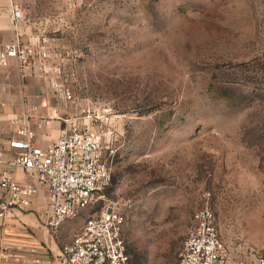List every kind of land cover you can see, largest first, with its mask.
<instances>
[{
    "label": "rangeland",
    "instance_id": "obj_1",
    "mask_svg": "<svg viewBox=\"0 0 264 264\" xmlns=\"http://www.w3.org/2000/svg\"><path fill=\"white\" fill-rule=\"evenodd\" d=\"M57 116L109 119L112 182L54 234L109 206L140 264H178L210 207L232 260L264 252V0H18ZM72 91L73 99L63 96Z\"/></svg>",
    "mask_w": 264,
    "mask_h": 264
},
{
    "label": "built area",
    "instance_id": "obj_2",
    "mask_svg": "<svg viewBox=\"0 0 264 264\" xmlns=\"http://www.w3.org/2000/svg\"><path fill=\"white\" fill-rule=\"evenodd\" d=\"M5 10L15 26L24 19L23 9L15 0H9ZM36 56V47L19 31L0 46V66L7 67L15 59L22 73ZM63 96L73 99L67 88ZM36 109V105H29L10 119L14 130L7 139L9 150L0 149V206L4 213L26 210L41 195L45 226L57 235L66 221L78 217L111 184L110 158L115 155L119 135L109 119L96 123L80 119L68 123L56 141L36 145L38 131L48 120L43 117L37 121ZM19 171L32 181H20ZM124 224L125 216L117 206L88 217L73 238L62 245L53 264H130ZM13 256L10 247L3 248L0 264H9ZM231 259L215 212L210 207L199 209L178 264H230ZM236 264L248 262L240 259ZM256 264H264V252Z\"/></svg>",
    "mask_w": 264,
    "mask_h": 264
},
{
    "label": "crops",
    "instance_id": "obj_3",
    "mask_svg": "<svg viewBox=\"0 0 264 264\" xmlns=\"http://www.w3.org/2000/svg\"><path fill=\"white\" fill-rule=\"evenodd\" d=\"M15 1L22 6L18 0ZM8 2L0 0V46L12 40L16 31L31 43L24 20L15 26L5 10ZM33 64L24 73L15 59L7 67L0 66V149L9 150L7 139L14 130L10 119L23 113L29 105L37 106L34 111L37 121L43 117L48 119L38 131L36 145L47 146L56 141L67 126V121L57 116L60 107L50 100L42 86L59 84L47 79L40 68ZM17 177L22 182L32 181L21 171ZM43 211L41 195L36 196L31 207L26 210L4 213L0 206V261L3 248L10 247L14 256L9 264H53L63 244L57 243L55 235L45 226ZM37 259L40 262H36ZM236 263L231 259L230 264Z\"/></svg>",
    "mask_w": 264,
    "mask_h": 264
},
{
    "label": "trees",
    "instance_id": "obj_4",
    "mask_svg": "<svg viewBox=\"0 0 264 264\" xmlns=\"http://www.w3.org/2000/svg\"><path fill=\"white\" fill-rule=\"evenodd\" d=\"M132 264H140L139 256H137V254L134 255V261Z\"/></svg>",
    "mask_w": 264,
    "mask_h": 264
}]
</instances>
